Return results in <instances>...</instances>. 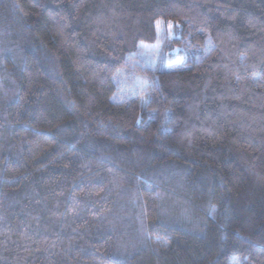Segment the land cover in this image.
I'll return each mask as SVG.
<instances>
[{"label":"trees","instance_id":"16d2710c","mask_svg":"<svg viewBox=\"0 0 264 264\" xmlns=\"http://www.w3.org/2000/svg\"><path fill=\"white\" fill-rule=\"evenodd\" d=\"M0 264H264V0H0Z\"/></svg>","mask_w":264,"mask_h":264}]
</instances>
